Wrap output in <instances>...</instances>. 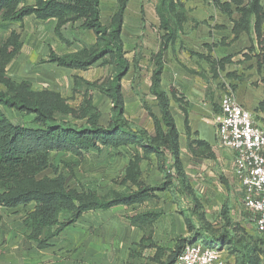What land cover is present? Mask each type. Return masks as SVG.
Returning a JSON list of instances; mask_svg holds the SVG:
<instances>
[{
    "label": "trees",
    "instance_id": "trees-1",
    "mask_svg": "<svg viewBox=\"0 0 264 264\" xmlns=\"http://www.w3.org/2000/svg\"><path fill=\"white\" fill-rule=\"evenodd\" d=\"M249 1L245 9L246 16L255 17L254 29L259 36L261 22H264V6L260 5L261 0ZM128 3L129 0H116L114 12L108 22L103 24L100 0H0V29L4 31L32 17L42 23L55 20L54 33L61 41V30L77 23L78 29L91 31L96 37L94 45L74 53L57 55L49 49L41 63L85 71L100 61L108 62L106 59L109 58L113 66V74L105 82L74 78L73 94H81L82 101L78 107H73L63 102L57 93H35L28 81L16 82L11 79L6 68L20 53L21 38L18 33L10 30L8 36L0 40V207L14 210L32 205L20 222L25 230L24 238L36 244L38 250L48 249L52 239L77 224L84 214L104 212L118 206L142 205L155 199L156 192L168 191L173 198L180 194L190 199L192 210L198 206L179 159L178 134L169 111V99L160 87V53L157 55L149 89L159 109L160 120L143 103L153 120L154 136L147 135L142 129H134L125 117L122 80L128 74L130 65L125 59L121 32ZM172 10V0H159L156 14L164 31H170L166 18ZM166 43L167 40L163 47ZM92 92L104 95L112 104L106 125L102 123V112L93 103ZM2 107L32 115L35 126L14 124ZM262 107L264 101L260 105ZM130 146L135 148L134 159L126 170L125 180L131 185L123 192L109 190L100 194L83 185L80 190L70 188L65 184L66 175L54 164L58 153L81 159L90 150L100 151L101 147L118 149ZM153 154L160 161V171L164 174V181L158 186H148L139 177V163L149 160ZM63 167L69 175H73L72 165L64 164ZM48 169L53 171L52 178L44 176L37 179ZM195 213L194 210L192 215ZM160 215L157 212H145L126 215L125 218L132 226L150 235L151 226ZM189 217H185V223L190 235L177 240L174 251L164 264H173L185 246L192 244L216 246L219 250L221 245H230L238 254V264H250L249 253L237 247V242L227 231H222L218 237L193 234L196 225ZM197 217L202 228L206 224L203 213ZM260 236L263 240L264 237Z\"/></svg>",
    "mask_w": 264,
    "mask_h": 264
},
{
    "label": "crops",
    "instance_id": "crops-1",
    "mask_svg": "<svg viewBox=\"0 0 264 264\" xmlns=\"http://www.w3.org/2000/svg\"><path fill=\"white\" fill-rule=\"evenodd\" d=\"M172 3L174 10L166 18L169 32L161 29L156 14L159 0L144 12L146 17L152 18L154 14L153 18L157 19V55L161 54L162 62L160 87L169 99L183 173L197 201H200V195L209 199L206 191L211 190L216 199L222 200L218 206L221 218L229 223H240L246 218L253 223L251 213L243 203L242 188L234 177V154L219 145L215 130L220 116L219 103L225 94L233 95L251 113L254 124L264 129V107L260 108L264 101V22H261L258 36L254 29L255 17L246 16L249 0H172ZM260 5L264 6V0ZM100 8L102 17L101 2ZM115 8L116 0L110 16ZM143 19L141 11V28H144ZM55 26L56 21L54 30ZM165 40L167 43L163 47ZM49 49L52 50L48 47L47 55ZM22 51L23 44L14 60ZM36 53L38 51L32 48L29 52L31 60ZM157 111L160 120L158 107ZM159 164L157 158V174H161ZM140 181L143 182L141 178ZM119 207L104 212H113ZM242 211L246 212V217ZM157 213L161 215L151 226L150 235L132 226L126 218L128 223L120 226L119 231L113 233L109 228L101 230L104 233L100 234L101 226L84 219L89 213L84 214L77 224L52 239L48 249L38 250L36 244L30 242L31 264H164L178 238L166 229L161 233L157 230V235L154 233L155 224L164 217L162 211L157 210ZM181 216L185 236H189L185 217ZM174 217L178 218L176 214ZM12 231L3 243L0 230V264H18L17 251L11 249V242L17 237Z\"/></svg>",
    "mask_w": 264,
    "mask_h": 264
},
{
    "label": "rangeland",
    "instance_id": "rangeland-1",
    "mask_svg": "<svg viewBox=\"0 0 264 264\" xmlns=\"http://www.w3.org/2000/svg\"><path fill=\"white\" fill-rule=\"evenodd\" d=\"M157 0H130L128 8L124 15V22L121 32V41L125 51V59L128 60L130 70L122 80V91L125 102V117L134 129H142L147 135L154 136V124L149 112L144 108L145 103L151 113L157 117V104L155 98L150 94L152 73L155 69L157 60V19L145 15L144 11H149L155 5ZM213 0H209L211 2ZM102 7V23L106 24L109 19L111 7L114 0H100ZM141 11L143 19V27L141 28ZM55 21L51 20L46 23L36 22L33 18H29L20 24H13L9 31L13 30L20 35L23 51L20 56L7 66V74L16 82L28 81L31 84L32 91L40 93L43 91L57 93L63 102L73 107H78L82 101L81 94H73L74 78L79 77L88 82L109 80L113 74V66L108 62H98L85 71L71 70L59 68L49 63H41L40 61L47 56V48H52L57 55L64 53H74L83 47H90L96 42V37L91 31H83L78 29L79 24L67 25L61 30L62 41L53 34ZM40 30V31H38ZM9 31L0 29V40L8 36ZM64 43V44H63ZM32 48L38 53L31 57ZM0 89L2 87L0 86ZM83 92V91H82ZM91 97L94 105L102 112V123L106 125L108 122L112 104L110 100L98 92H92ZM6 116L17 125L34 127L32 123L33 116L25 115L12 109L2 107ZM135 149V148H134ZM134 149L130 147H120L112 149L101 147L100 151L90 150L81 159L65 153L55 155L54 164L61 173L66 175L65 184L70 188L80 190V186H86L92 190H96L100 194H105L109 190L117 192L126 191L130 187V182H126L125 173L129 164L134 159ZM64 164L72 165L73 175H69L63 167ZM160 165V164H159ZM139 177L148 186H158L164 181V174H157V157L153 154L149 160L141 161L138 165ZM133 171V170H131ZM53 177L51 169L40 174L37 179L42 177ZM209 199L200 195V201L195 208V214L192 215L193 203L189 198L182 195L171 196L167 192L155 193L156 198L151 199L142 205L133 207H122L113 210V212H96L89 213L84 219L94 221L99 224L101 230L113 229V233L120 230V226L127 224L126 215L134 213H142L145 211L160 210L164 213L154 228V233L169 230L171 236H177L179 239L185 236L182 221L179 217H189L193 224L196 225L193 234L204 235L206 237H218L222 231H227L237 242V247L249 253L250 264H264V254L262 251V240L260 234L256 231L253 223L246 218L240 223L234 221H225L219 216L218 206L221 199L215 198V192L206 191ZM206 194V195H207ZM174 201H176L175 204ZM173 202V203H172ZM32 208H19L17 210H8L0 207V230L2 231L5 243L9 239V232L14 231L16 240L11 239V249L17 251L18 264H31V243L25 241L24 229L20 224L21 217L27 210ZM203 213L205 225L201 228L198 223L197 215ZM243 217L245 211H242ZM174 214L178 218L174 217ZM192 216V218H191ZM246 217V215H245ZM175 219H178L177 222ZM12 231V232H13ZM11 234V233H10ZM192 234V233H191ZM190 235V234H189ZM211 239L209 238L208 241ZM60 241V240H57ZM56 241V242H57ZM8 244V243H7ZM219 244V243H217ZM4 245V244H3ZM220 246V245H219ZM9 247V245H7ZM261 247V249H260ZM235 249V248H234ZM230 245H221V256L225 264H238V254ZM0 253L2 251L0 250Z\"/></svg>",
    "mask_w": 264,
    "mask_h": 264
},
{
    "label": "built area",
    "instance_id": "built-area-1",
    "mask_svg": "<svg viewBox=\"0 0 264 264\" xmlns=\"http://www.w3.org/2000/svg\"><path fill=\"white\" fill-rule=\"evenodd\" d=\"M216 137L223 149L234 154V177L243 191L256 231L264 237V129L231 94L219 103ZM264 254V251H263ZM173 264H225L220 250L202 244L187 245Z\"/></svg>",
    "mask_w": 264,
    "mask_h": 264
}]
</instances>
